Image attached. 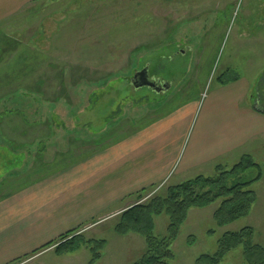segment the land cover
Listing matches in <instances>:
<instances>
[{
	"label": "rangeland",
	"instance_id": "374dc122",
	"mask_svg": "<svg viewBox=\"0 0 264 264\" xmlns=\"http://www.w3.org/2000/svg\"><path fill=\"white\" fill-rule=\"evenodd\" d=\"M8 19V22L0 23V86L14 83L30 85L27 87L42 91V95L38 96L45 101L62 95L69 97L70 101H77L75 94L70 93L73 79L85 76L95 80L110 72H125L131 50L140 45L151 48L165 40L161 46L152 48L150 58L157 57L155 63H161L157 64L159 76L168 81L170 87L159 97L151 89L145 88V92L151 96L142 105L133 108L129 117H124L130 121L121 122L114 132L98 142L89 140L84 144L74 141L72 143L75 145L71 147L68 137L65 139L67 128L72 129L68 125L71 122L63 123L62 126L51 125L54 131L50 126L48 132V122L39 116L36 120H30V116L26 119L25 115L23 117L22 113L16 112L10 116H2L3 109L0 106V149H6L5 153L0 152V161L7 167L6 170L11 169L14 164L5 158L7 153L15 155L16 160V156L22 151L32 154L31 150L40 149L41 145L47 147V160L55 158L49 163L50 167L43 166L45 170L51 171H57L64 163H75L84 154L110 146L113 141H118L120 148L125 145L122 148L123 154L111 159L106 167L95 168V172L85 181L88 185L92 180L103 179L100 186H95L106 194L100 199L101 203L90 199L88 204L86 202L84 207L70 215L69 224L66 223L67 230L77 225L70 222L73 219H79L81 225H91L85 228L83 237L105 240L103 247L98 249L100 256L94 257L95 251L85 244L74 246L61 255L55 253L51 246L42 254H34L36 256L32 259L21 262L32 257V252H29L28 255L12 259L9 264H131L137 261L146 248L145 239L133 232L117 234L115 225L118 213L124 207L134 204L138 195L146 198L151 193L156 185L149 184L157 179L159 170L154 173L153 166L145 162L147 157L142 159L144 167H136L134 135L137 134L136 142L144 147L149 142H144L143 138L138 141V135L141 134L142 137L145 131L155 132L152 127L157 124V131L165 128L175 132L176 136L185 127L192 133L199 126L200 115L207 110L211 101L215 99L214 101L221 103V92H218L221 84L217 78L228 70L238 78H247L251 84L254 82L253 95L258 86L260 89L264 88V0H42L22 8L16 16ZM175 24L178 25L174 32L169 34ZM146 53L147 51L144 52ZM167 75H173V78H166ZM38 80L43 84L37 85ZM64 81L68 88L64 86ZM14 89L16 86L2 87L0 96ZM20 90L23 87L18 88ZM106 101L107 99L102 98L99 103ZM84 102L86 101L81 104L78 118L80 115L82 120L85 117L89 120L98 118L99 115H94V111L89 112ZM239 105L242 107L245 102L240 101ZM187 119L190 122L186 126ZM95 122L99 123L100 120ZM116 122L117 120H113L111 123L114 125ZM87 130L75 129L72 133L82 139L90 134L92 139L97 137L93 133L94 127ZM47 132L49 136L33 141ZM89 138L90 136L87 139ZM8 140H13L15 144L28 141L33 143L21 144V148H24L19 150L20 153H14L9 150ZM255 149L256 154L252 155L254 157L260 147L256 146ZM239 154L240 152L236 156L235 153L225 161H220L223 163L221 167L227 170L237 164L243 156L239 157ZM34 157L35 155H31V158H25L17 170L25 171L24 167L28 166L29 160H36ZM123 158L131 160L130 163L119 165ZM253 159L262 160L258 162L262 176L250 185L257 196L248 214L228 224L217 225L213 215L220 200L204 207L189 208L179 234L171 242L173 264H197L200 255H211L217 251L218 240L223 234L239 231L244 227L254 230L252 241L264 248V155ZM140 160L141 157H138V165ZM130 166L133 169L122 174V181L110 183L108 175L106 182L105 174L115 176L114 174L122 173L126 168L130 169ZM37 167L36 164L32 169L35 171ZM18 171L10 170V174ZM250 172L257 174L255 168H251ZM204 173L213 177L218 174V170L217 167L215 170L209 167ZM196 176L198 175L192 173V176H185L181 180L177 175L169 176L166 182L158 185L157 191L164 194L169 184H179ZM36 177L37 173L33 178ZM29 178L30 174L26 180ZM66 191L74 193L76 189ZM47 206L49 204H44L29 215L30 223L33 219L38 222L32 226L27 218L20 219V234H15L16 243L35 242L32 246L40 247V244L43 245L45 240L52 237L55 230H59L56 226L59 216L52 215L51 210L48 212L45 209ZM0 219L6 220V217L0 216ZM153 223V234L159 238L168 235L166 214L154 216ZM10 230L8 228L4 231L7 234ZM63 231L65 229L55 234ZM91 259H94L93 262ZM247 262L243 247L238 246L227 252L218 264Z\"/></svg>",
	"mask_w": 264,
	"mask_h": 264
},
{
	"label": "trees",
	"instance_id": "16d2710c",
	"mask_svg": "<svg viewBox=\"0 0 264 264\" xmlns=\"http://www.w3.org/2000/svg\"><path fill=\"white\" fill-rule=\"evenodd\" d=\"M177 25L178 24H175L168 33L172 34ZM163 43H165V40L151 48L140 45V47L131 50L128 58V69L125 72H110L95 80L88 79L85 76L76 80L73 79L71 81V86H73V88L70 93L73 92L75 94L74 97L78 99L77 101H70L69 97L66 95L45 101L38 96L39 94L42 95V91L38 89L35 90L34 87H27L30 85L20 86L23 87V90L18 91L20 87L16 86L17 90L14 89V91L0 96V106L3 109L1 115L10 116L16 112L22 113L23 117L25 115L27 117L26 119H29L28 116H30V120L42 118L45 122H48L49 130L51 125L62 126L63 123L68 124L71 122L68 125L72 129L67 128L68 133L65 137V139L68 137L67 141L69 143L74 141L86 143L80 136L73 134V131L75 129H81L82 131L83 129L90 130L91 127H94L95 130L93 133L97 137L95 136L96 138H94L93 141L98 142L100 139L106 138L109 134L114 132V129H116L117 126L119 127L121 122L130 121L124 119V117H129V112L133 108L142 105L143 102L151 96L145 92L146 87L135 88V86L131 84L130 78L136 70L148 64L150 65L148 69L149 72H151L152 75L156 74L159 76L157 71V64L159 62L155 63L157 57L154 59L150 58L152 53L150 51H152V48H157ZM145 51H147L146 54H144ZM177 51L179 52L180 50ZM159 64L161 65V63ZM173 75H171V77L170 75L165 77L173 78ZM174 76H176V73ZM236 78H238V76L232 74L231 71L228 70L220 75L217 80H219L220 84H223L235 81ZM161 79L164 80L163 77ZM64 82V86L68 88L66 81ZM41 84L43 83H39V85ZM159 96L160 95H157L156 97ZM102 98L107 99L106 103H99V100ZM83 101H86L84 102V106L86 105L87 108H89V112L94 111V115H99L98 118L95 117L93 120H89L88 117H85V119L82 120L80 118L82 115L78 118V113L79 110H81ZM74 108H76L75 111ZM1 119L2 118H0V120ZM97 119L100 120L99 123L95 122ZM113 120H117L114 125L111 123ZM32 122L34 123L35 121ZM95 125L97 126L95 127ZM52 126L51 130L53 128ZM53 131L54 129L52 132ZM8 142V147L11 149L7 148L13 150L14 153H20L19 150L24 148H21V146H18L13 141L8 140ZM39 148L40 149L31 150V152H33L32 154L22 151L20 155L16 156L19 160L16 159L17 162L13 154L10 156V153H7L5 158L10 159L7 160L8 162H14L11 169L19 167L20 164L24 162L25 158H29L27 157L28 154L32 156L35 155L36 160L33 162V165L38 164V168L40 166H46V168L47 166L50 167L49 163L54 159L52 161L45 159L47 147L41 145ZM5 150L0 149V152L5 153ZM65 165L64 163L62 167ZM6 168L7 167L0 161V178L5 176L9 171L6 170ZM251 168H255L257 174L253 175L250 172ZM217 170L218 174L213 177L198 175L192 179L182 181L179 184H169L164 194L158 192L157 188H154L146 198L138 195L134 204L125 207L124 210L118 214L119 218L115 225L117 234L133 232L142 235L145 239L146 248L144 252L137 261L131 264H173L174 257L171 242L179 234V229L188 214L189 208L204 207L207 204L220 200V204L213 215L217 225L228 224L248 214L257 196L255 191L252 188L250 189V185L252 182L259 180L262 176L259 164L254 161L251 156L243 155L238 163L233 165L230 169L225 170L221 165H218ZM47 172L48 171H46V173ZM161 213L166 214L168 218V235L159 238L153 234V217ZM81 230V225L78 226V228L68 230L56 237L55 240L49 241L40 248L35 249L33 254L43 251L50 246H55V253L61 255L72 250L74 246L85 244L90 250L95 251L94 257H99L100 253L98 249L103 247L105 240L85 239L83 237V231ZM253 233L254 230L250 227L241 228L239 231L226 232L218 240L219 244L217 251L211 255H200L197 258V264H218L227 252L238 246L243 247V254H245L248 261L243 264H264V248L252 241ZM93 260L94 259H91V262H93Z\"/></svg>",
	"mask_w": 264,
	"mask_h": 264
},
{
	"label": "crops",
	"instance_id": "0c3cea01",
	"mask_svg": "<svg viewBox=\"0 0 264 264\" xmlns=\"http://www.w3.org/2000/svg\"><path fill=\"white\" fill-rule=\"evenodd\" d=\"M38 1L42 0H0V23L8 22V18L13 15L16 16L22 8ZM250 82L249 79L240 77L236 78L235 81L221 84L218 87V92H221L219 98L221 103L217 100L214 101L215 99L211 101L207 110L200 115L199 126L197 125L192 133L189 132L190 129L188 127H185L184 131L179 136H176L175 132L172 133L165 128L157 131V124L152 127L153 130H156L155 132L152 130L149 133L145 131L142 137L141 134L138 135V141L142 138L144 142L148 140L149 143L144 147L138 144L139 142H136L137 134L134 135L136 167H144V160L142 159L147 157L145 162L153 166L154 173L159 170L157 179L149 185H156V188L159 184L166 182L169 176L172 175H177L180 180L185 178V176H192V173L195 175H206L204 172L207 168L210 167L215 170L218 165H223L220 161H225L226 158L235 153L238 156L240 152L239 157L241 155H249L252 159L264 155V88L260 89L258 86L256 93L253 95L254 82L253 84ZM37 83H39V80ZM7 86H23V84L2 85L0 88ZM227 91L236 93L230 94ZM240 101L245 102V105L241 107L239 105ZM187 120L185 122L186 126L190 122V120ZM47 131L50 132L49 126H47ZM85 131L88 130L86 129ZM48 132L33 141L49 136ZM88 136H90L89 139H87ZM88 136H83V140L85 142L93 141L92 135ZM33 141L22 142L21 144L28 145L29 143L32 144ZM17 144L18 146L21 145L18 142ZM68 144L71 147L75 145L72 142ZM119 145L118 141L116 143L113 141L110 146L106 145L95 152L86 153L81 160L75 161V163H68L64 167L61 166L57 171L54 169L52 171L45 170L43 166L37 167L34 171V168L32 169V166H35L33 165L34 161L30 159L27 163L28 166L24 167L25 171H18L17 168L19 167H16L11 169V171H18L14 174H10V169L7 173L5 172L6 175L0 178V216L6 217V220L0 219V264H9L12 259L28 255L29 252H32V255L35 249L40 248L49 241L55 240L56 236L58 237L60 234L67 232L69 216L84 207L86 202L88 204L90 199L100 201L106 194L102 189H96L95 186H100L103 179L99 178L90 182V178L88 185L85 181L95 172V168H99V166L106 167L111 159H116L123 154L122 151L124 150L122 148L125 145H122L121 148ZM256 146H259L260 150L258 151L259 155L257 154L254 157L252 155L256 154ZM59 150H62V148L59 147ZM58 154L60 153L58 152ZM27 156L31 158L30 154ZM138 157H141L140 166L137 162ZM129 161L131 160L123 158L119 165L130 163ZM255 161L258 163L262 160ZM131 169H133V166H130V169L126 168L122 173L114 174L115 176L105 174L104 178H106L107 182L106 176L109 175L110 183L122 181V174H127V171ZM46 171L48 172L46 173ZM36 173L37 177L33 178ZM29 174L30 178L26 180ZM70 188H75L76 191L74 193H66V190ZM135 189L138 188L135 187ZM98 203H101V201ZM44 204H49V206L45 207L48 212L51 210L52 215L56 214L54 215L55 217L59 216L56 226L59 230L65 229V231L55 234L59 231L55 230L52 237L45 240L43 245L40 244V247L39 245L32 246L35 242L30 244L16 243L15 234H20V219L27 218L30 223L29 215L42 208ZM60 222L62 223L60 224ZM70 222L77 224L72 227L73 229L81 225L79 219H73ZM35 223L38 222L33 219L30 226ZM90 226L81 225L83 229ZM8 228H11V230L6 234L4 230ZM72 228H69V230H72ZM35 256L33 255L23 261L32 259Z\"/></svg>",
	"mask_w": 264,
	"mask_h": 264
},
{
	"label": "water",
	"instance_id": "95a60500",
	"mask_svg": "<svg viewBox=\"0 0 264 264\" xmlns=\"http://www.w3.org/2000/svg\"><path fill=\"white\" fill-rule=\"evenodd\" d=\"M147 67L142 68L138 74H136L134 77H140L143 73V81L140 84H134L135 87L139 88L142 87L143 85L148 86V87H152V89L155 92H164L166 89L169 88L170 84L168 83H163L162 85H160L159 83H157L156 81H149L148 80V73L146 72ZM132 83H133V79H132Z\"/></svg>",
	"mask_w": 264,
	"mask_h": 264
},
{
	"label": "flooded vegetation",
	"instance_id": "af4514ba",
	"mask_svg": "<svg viewBox=\"0 0 264 264\" xmlns=\"http://www.w3.org/2000/svg\"><path fill=\"white\" fill-rule=\"evenodd\" d=\"M150 66V65H149ZM143 68V67H142ZM141 69H138V70H136L135 71V73L133 74V76L130 78V82H131V84H140V83H142V81L144 80L143 79V73H142V75L140 76V77H134L136 74H138L139 73V71H140ZM147 72H148V74H149V77H148V79H150L151 81H153V79L155 80V81H157V82H159V83H162V79L158 76V75H156V74H151V72H149V70H147ZM132 79H133V83H132ZM135 86V85H134ZM146 87V86H145ZM136 88V87H135ZM147 88H149V89H152V87H147ZM153 90V89H152Z\"/></svg>",
	"mask_w": 264,
	"mask_h": 264
}]
</instances>
